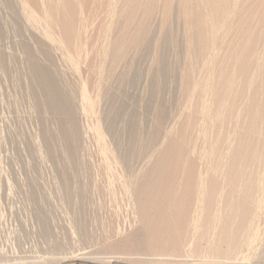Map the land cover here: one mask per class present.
Here are the masks:
<instances>
[{
	"label": "bare ground",
	"instance_id": "obj_1",
	"mask_svg": "<svg viewBox=\"0 0 264 264\" xmlns=\"http://www.w3.org/2000/svg\"><path fill=\"white\" fill-rule=\"evenodd\" d=\"M0 8H5L3 11L8 13L5 15L0 9L3 13L0 16L4 15V18H0V73L14 77L15 73H12L18 68L16 64L22 63L23 59L19 61V58L24 56V63L18 65L23 67L25 64L24 72L18 68L21 73H16L18 76L15 75L12 85L16 83V86L23 87L20 86L23 81H28V84L24 83L26 87L23 85L31 100L32 106L30 103L29 105L33 107V110L30 108L31 114L35 111L37 115V124L36 117L33 119L35 115L30 116L35 120L33 125L39 124V129L32 125L33 130H38L35 131L37 134H34L37 136L31 135L34 133L32 129L31 134L30 131L27 133L26 127L28 130L31 128L29 125L33 122L32 119L26 120L31 121L30 124L27 122L28 126H24L26 122L23 125L26 118L18 125L17 121L21 120L19 114L22 117L24 111L28 112L23 107L27 103H23L29 99L18 101L22 102L21 107L26 110L17 113L16 116L20 119L13 117V123L18 126L17 134L13 135L22 138L18 140L19 137H15L21 142L19 144L23 142L25 152L30 157L23 159L24 162L29 159L26 161L28 163L31 160L33 166H30L33 170H26L30 171L29 179L32 178V171L37 175L42 169L48 172L52 170L55 177L52 179L50 174L51 179L48 182L57 180L55 191L57 189L59 198L52 194L51 197L53 196L55 201L60 200L57 206L62 209L63 215H70L68 220L65 216L73 231H69L71 226L65 227L64 223V226H56L68 228L69 232H74L73 237L77 236L81 245L88 246V250L93 249L90 253L88 250L84 252L86 247L82 246L81 250H76L77 246L68 250V246L72 247L74 242L63 243L62 240L60 245L54 244L55 247L60 250L67 246L66 250L69 252L58 255L56 253H59V250L46 251L58 256L55 255L57 258L55 257L54 262V257L51 256V259V254L49 255L52 264H60L63 258L109 260L114 258L111 256L112 250L119 253L124 250L130 252H124V257L117 258L133 262L131 260H139V257H132L133 254L136 252L142 256L144 251L145 255V250H148L146 248L152 249L150 245L155 247L153 249H156L155 245L159 246L157 249H161V254L170 251L167 253H170V257L165 264H246L248 257L244 255L249 254L252 245L257 242L264 246V214H260L264 212V0H0ZM156 15L159 16L158 20ZM7 16L12 23L11 25L8 22V25L12 26H8V34L10 37L12 31L15 34L12 39L9 37L11 43L5 40L8 35V29L5 30L7 20H1ZM179 19L181 24L178 23ZM94 22L98 23V28L101 24L103 27L99 28L97 36L95 31L89 41L86 32L90 29L85 30V27L92 26ZM13 37L19 38V42H16L20 52L16 50L18 47L14 44ZM5 43L17 47L13 49L21 53L19 58L16 57L19 63L14 59V63H9L7 53L10 48L7 45V49ZM16 51H13L14 56L18 54ZM81 51L86 52L81 55ZM80 55L89 58L85 69V66L81 65L83 70H78L80 62L84 61L79 60ZM80 71L85 73L84 77ZM17 78L20 79L18 83L15 82ZM10 79L7 77L8 81ZM2 82L0 84L3 86L7 83ZM82 82L86 83L85 87L88 85L92 94L95 90L94 94L99 97L96 100L103 102L101 118L100 114H97L100 120L93 117L96 115L94 106L97 104L95 105L94 100L89 97L91 93L86 95ZM3 86L0 85L1 88ZM4 87L11 93L10 90L15 89H12L13 86H10L11 89L7 87L10 90ZM96 88L102 89V92L98 90L99 96ZM3 89L2 92H5ZM18 90L15 89L14 92L17 93L14 94H18L19 98L21 94L19 95ZM23 92L21 91L22 94ZM11 93L9 97L14 95ZM7 94L3 95V102ZM24 97L26 98V94ZM9 101L12 102L11 97L4 104L10 103ZM29 105L27 104V107ZM80 109L82 114L86 113L88 117L84 116L92 121L89 129L93 133L92 137L95 136L96 142L103 147L100 149L104 162L99 164L103 162L107 173L108 166L112 163L114 168L115 162V166L118 165L116 169L119 167L120 171L114 173H119V176L121 174L120 179H126L128 185L124 188L127 186L131 189V192H128L131 196L127 195L133 200L130 202L132 207L128 203L132 209L128 204L124 207L126 206L127 211L129 208L133 210L129 214L132 212L133 221L137 220V225L141 223V226L136 229L134 226V231L131 226L126 227L125 231L133 232H130L128 238H121L123 242L116 240H120L121 235H128V231L127 234L124 233L126 222L124 226L118 223L123 227L118 228L123 232H118L117 229L115 231L110 228L113 227L108 223L111 218H106L111 214L108 209L113 208L108 203L117 199L102 196L119 178H116L117 174L112 176L111 166L108 168L110 174L105 173V179L108 181V178H112L113 181H105L106 185L103 181V186L108 189L105 194H101L105 189L100 182L96 184H101L103 191L100 187L99 190L97 185L91 184V167L94 168V165L90 167V163L94 159L98 163L97 157L100 153L96 147L98 156L88 155L94 153L93 147L97 143H91V153L86 150L89 148L85 145L88 139L85 138L84 142V135L87 133L83 131L89 130H83L82 124L88 127L87 123L91 121L85 124L83 120L87 121V118L82 116L84 119L81 124L82 121L78 118L81 115ZM27 114L24 113L26 117ZM27 118L29 119V115ZM14 124L11 127L15 129ZM98 125H103L99 127L105 129L106 136L102 137L103 131H99ZM15 132L12 130V133ZM107 136L111 144L107 141L105 143L104 138ZM34 137H38L37 140H40L42 146L39 143L40 147H36L37 140ZM107 138L105 140H108ZM16 144L18 145V142ZM108 144L112 148L108 147ZM17 148L20 149V145ZM17 151L16 149L15 152ZM18 157L21 158L19 155ZM42 159H45L46 163L48 161L47 168L50 162L51 170L43 167L45 162ZM40 161L44 162L40 165L42 169H38ZM23 163V167L28 165L29 168L30 163ZM18 165L15 167L12 163L11 166L15 168L11 170L20 169ZM104 170L99 172L98 169L97 174L101 175ZM12 171L9 172L13 173ZM15 173L19 178L21 173ZM93 174L96 176V171ZM39 175L43 177L42 173ZM46 175L48 176L45 174L44 179L48 180ZM102 176L99 178L101 181ZM33 180L26 199L32 206V216L35 219L33 220L39 228L38 238L51 242L57 228L53 222L54 216L57 215L55 209L53 206L48 209L53 204V199L50 201L52 203L44 206L42 200L50 199V194L45 198L39 184ZM107 184L110 185L108 188ZM94 186L99 195L101 194V199L110 201L106 205L111 208L105 204V207L103 206V199L97 204L96 199H99V196L96 198ZM114 186L117 187L116 184ZM114 186L111 187L114 189V195L108 192L110 196H116L115 190L125 196L127 192L121 190L123 185L118 186L120 190ZM51 188L50 193H53ZM23 192L20 193L24 194ZM106 197L112 200H107ZM122 197L120 199L123 200ZM119 200L118 206L121 207L122 201ZM104 201L103 203L106 202ZM113 204L117 206V203ZM120 209L117 208L119 214H115L116 209L115 212L111 210L115 216L121 217ZM103 214H106V217ZM124 216L127 217L126 214ZM128 217L125 218L127 220L122 219L127 221V224L132 220L130 218L128 222ZM122 220L120 218L118 221L123 223ZM118 221L114 220L112 225ZM114 226L116 227L115 224ZM105 227L106 231L109 227L111 233L109 236L107 233V241L104 238L102 241L100 238L104 231L99 229ZM59 231L62 232L63 229ZM92 231L95 232L94 235ZM99 233L101 237L95 236ZM110 237L115 239V244L107 243L111 240ZM70 238L73 241L74 238ZM105 241L108 245L103 243ZM197 244L199 246H196ZM194 246L199 250H194ZM253 250L255 248H252L250 253ZM152 251L158 252H147L150 254ZM44 252L41 251L38 255ZM130 254L132 255L129 256ZM41 257L45 259L44 254ZM43 258L39 261L43 262ZM22 259L20 258L21 261ZM25 260L23 259V262L27 264L28 261ZM13 261L11 260V264L16 263ZM21 261L17 263L24 264ZM33 261L31 260L32 263ZM8 262L10 264V261Z\"/></svg>",
	"mask_w": 264,
	"mask_h": 264
},
{
	"label": "rangeland",
	"instance_id": "obj_2",
	"mask_svg": "<svg viewBox=\"0 0 264 264\" xmlns=\"http://www.w3.org/2000/svg\"><path fill=\"white\" fill-rule=\"evenodd\" d=\"M2 7V6H1ZM1 10H2V8H0ZM5 9V8H4ZM3 9V10H4ZM2 10V11H3ZM7 11H3V13H5V15L6 14H8V13H6ZM0 13H1V11H0ZM3 13H1L0 15H2ZM4 16V15H3ZM3 16H0V18L2 17V18H4ZM157 16V18H156V20H158V18H159V16L158 15H156ZM10 19V17H8L7 16V18L5 17V19L3 20V19H1L2 21H6V24H3V25H6L7 27H5V30H6V28L8 29V26L11 28L12 26V23H11V19ZM3 22V23H4ZM8 22L9 23H11V25L9 24L8 25ZM93 22V21H92ZM97 23V22H96ZM95 22L94 23H92V26L90 25L89 27L88 26H86L85 27V30L87 29V28H89L90 30H88L87 29V31L88 32H86V34H87V36H88V38L90 39L89 41H91L92 40V36L94 35V33H95V31H96V36H97V33L99 34V28L101 27H103V25L101 24L100 26H99V28H98V23L96 24ZM101 23H103L102 21H101ZM178 23L179 24H181L182 23V21H181V19H179L178 20ZM94 24V25H93ZM10 28L8 29V32H6V35L9 33L10 34ZM91 28H96V30L94 29H91ZM7 31V30H6ZM12 31V30H11ZM94 31V32H93ZM8 34V35H9ZM13 34H14V32L12 31L11 32V35L13 36ZM7 35V38L5 39L6 41L8 40L10 43H11V40H9L11 37H10V35L8 36ZM14 36H15V34H14ZM10 37V38H9ZM12 39V38H11ZM13 39H15V41H13L14 42V44H16L17 45V47H18V43L16 42V41H18L19 42V38H14L13 37ZM16 39H18V40H16ZM5 41V42H6ZM7 41V42H8ZM9 43V44H10ZM9 44L8 43H5V46L7 47V49H8V46H9ZM14 44H11L10 46H12V47H10L9 46V48L10 49H8L9 50V53H7L8 51L5 49V51H6V53L9 55V58H7L8 59V61H9V59H10V61H9V63L11 64L12 62L14 63V60H16L17 61V63H19L18 62V58H19V56L21 55V53H18L17 51H19L20 52V50H19V47L17 48V47H13L14 46ZM8 45V46H7ZM14 48V49H16V50H14L13 49V51H16V53H18L17 54V56H14L15 54H14V52L12 51H10V50H12V49ZM84 50V49H83ZM87 51H89V49L87 50ZM84 52H86V51H84ZM83 51H81V55H84L85 53H84ZM82 53H84V54H82ZM6 54V55H7ZM11 54H13V56L11 55ZM20 54V55H19ZM7 55V56H8ZM19 55V56H18ZM80 55V59L79 60H83L84 59V61H82V62H80V64L78 65V70L80 69V70H83V67H84V69L88 66L87 65V63H88V61H89V58H86L85 56L83 57V56H81ZM86 55H88V53L86 54ZM11 57V58H10ZM16 57H18V58H16ZM22 57V58H21ZM82 57V58H81ZM86 58V59H85ZM14 59V60H13ZM21 59H23L24 60V56H20V58H19V61L21 60ZM12 60V61H11ZM23 60H21V62L22 63H24V61ZM87 62H86V61ZM85 62V63H84ZM22 63H19V64H21L22 65ZM9 64V65H10ZM16 64V63H15ZM19 64H16V67H18L20 70H21V72H24V70H23V67H24V69H25V64L23 65V67L21 66V68H20V66H18ZM83 67H82V66ZM80 66V67H79ZM16 67H15V65H14V69H16ZM17 68V70H13L12 72V75L15 73V75H17L18 74V72H20L19 71V69ZM82 68V69H81ZM20 72V73H21ZM80 72H82V71H80ZM79 72V74L80 75H82L81 73ZM85 72V71H84ZM17 73V74H16ZM20 73L18 74V75H20ZM83 73V72H82ZM1 74V73H0ZM84 74L85 73H83V76L82 77H84ZM3 73L0 75V77H1V79H2V81H7V83H5L6 85H4V86H6V89H8V88H10V86L12 87L13 86V88L12 89H14V87L16 86V83L15 84H13L12 85V83L14 82V77L16 78V76L15 75H13L14 77H12V79H13V81H12V79H10L11 77L10 76H5L4 75V79H3ZM17 75V76H18ZM7 77H8V79H10V81H8L7 80ZM10 77V78H9ZM1 79H0V83L2 82L1 81ZM83 79V78H82ZM81 79V80H82ZM16 81L15 82H19V80L20 79H15ZM24 80V79H23ZM26 80V79H25ZM27 81V80H26ZM82 81H84V79L82 80ZM3 83V82H2ZM25 82L23 81V83H22V85H20V86H23L24 87V85L25 84H28V81L24 84ZM83 83V82H82ZM8 84V85H7ZM9 84H11L10 86H9ZM24 84V85H23ZM84 84V86L83 85H81L80 86V88H82V86L83 87H85V84L86 83H83ZM1 85V87L3 86L2 84H0ZM15 85V86H14ZM3 86V88H1L0 87V90H1V92H0V264H3L4 262H8V261H10V264H11V260L13 261V260H15V261H13V262H16V263H14V264H18L17 262H19L20 263V258L22 259V257H24L23 259L25 260V261H28V262H26L27 264L29 263H32L31 262V260L33 261V259H34V261H33V263L35 262V260H36V258H37V260H36V262L37 261H39V259L40 258H43V257H41V256H43V254H44V257H45V259L44 260H47V262H44V260H43V262H41V260L39 261V262H35L34 264H52L51 262H50V258H51V256L52 257H54L53 258V261L58 257L56 254H58V255H60V253H62V254H64V252L65 251H67V252H69L68 250H71L72 248L73 249H75L74 248V246L76 247V250L78 249L79 250V248H80V250H81V248L83 247V248H85L86 246H83V245H81L80 243V240L77 238V236H76V238H74L73 237V235L75 236V234H74V232H69V231H73V229H72V226L69 224V221H66V218H67V220L69 219V216H67L68 214H66V213H64V215H63V212H62V209H60V207H58L57 205L58 204H60V200L58 201V200H54V197L53 196H55V198H57V196H58V198H59V193H58V191H57V189H56V191H55V183L57 182V180H55L54 179V181H53V187L51 188V186H52V181L51 182H48L51 178L53 179V177H55L54 176V174H53V172H52V168H50L51 166V164H50V162H49V168H47V165H48V161H47V163L45 162V159H42L44 162H45V165L43 166V167H45V169H49V170H51V172H48L47 170L45 171L44 169H42L43 167H41L40 165L42 164H44V162H42L41 163V161L39 162V165H38V169H42L41 171H43V172H41L40 171V173H42L43 174V177L41 178L40 176L41 175H39V174H37L38 175V177H36L37 175L35 174L36 172L35 171H32L31 172V176L30 177H32V178H30L29 179V175H30V171L31 170H33V166L31 165V160H30V165H29V168H28V165L27 166H25V167H27V168H25V167H23L22 166V163L24 162V160L23 159H26V158H29L30 159V157L27 155V152H25L26 151V148H25V146H23L24 144H23V142H22V144H19V143H21V142H19L18 140L19 139H22V138H20V136H18L17 135V137L16 138H18V140L14 137V135L13 134H17V128H18V126H15V125H17V124H14L15 123V121L13 120L14 118H19V116H20V118H21V120H16L17 122H18V125H19V123L21 122V121H23L24 119L23 118H26L25 119V121H23V125H24V123L26 122V125H24V126H28L27 125V122H28V124H30V122L29 121H26V120H31L32 119V117L31 116H33V114L35 115L36 113H35V111H33V114H31L32 112H31V109L33 108V107H30V105L32 106V104H31V100L28 98L29 96L27 95V93H26V91H25V87H26V85H25V87H24V89H22L23 87H19V85L18 86H16L15 87V89L16 90H18V92H20L19 93V95L21 96V97H19L18 98V94L15 96V94L14 93H17V91H15L14 92V90H10V89H8V90H10V91H12V93L11 92H8L7 90H5V87ZM9 86V87H8ZM88 85H86V87L85 88H83L84 89V92H86L87 94L86 95H90V93L92 92V90L90 91L89 90V88L87 87ZM8 87V88H7ZM17 87H19L18 89H17ZM2 89L6 92H2ZM20 89H22V90H20ZM82 90V89H81ZM98 90H101V91H99V92H102V89L101 88H96V91H97V95L99 94V92H98ZM21 91H24L23 92V94L25 93L26 94V98L24 97L25 96V94H24V96H22L23 94L21 93ZM7 92H8V94H7ZM1 93H2V96H1ZM3 93H5V94H7L6 96H7V98H8V100H10V97H11V100H12V102H10V103H7L8 104V106H7V104H4V103H6L8 100H7V98H5V102H3V99H4V97L5 96H3V95H5V94H3ZM11 93V95L12 94H14L13 96H8L9 94ZM95 90L93 91V94L91 93V95L89 96L90 98H92L91 100H94V104L96 105L97 104V106H94V110L96 111V113H95V111H94V113L96 114V115H94L93 117H96L97 119L99 118L98 116H97V114H100L99 116H100V118H101V113H102V104L101 103H103L101 100H96V99H98L99 97H97L95 94ZM100 95H102V93H100ZM14 96H15V98H14ZM92 96V97H91ZM99 96V95H98ZM1 97H3V98H1ZM97 97V98H96ZM19 100H18V99ZM20 98H23V99H20ZM29 99V100H26V99ZM17 99V100H16ZM100 99H102V97L100 96ZM7 100V101H6ZM14 100H15V102H14ZM23 100H26L25 101V103H23V104H28L29 105V103H30V105L27 107V104H26V106L24 105L23 107L24 108H26L27 110H28V112H26V111H24V110H26V109H24L23 107H21V105H22V102H24ZM17 101V102H16ZM18 101H22L21 103L20 102H18ZM29 101V102H28ZM101 101V102H100ZM2 102V103H1ZM13 103V104H12ZM17 103H18V106H17ZM9 104H11V105H9ZM19 104H20V106H19ZM13 105H16V107H13ZM10 107H12V108H10ZM20 107V109H18ZM100 107V108H99ZM16 108V109H15ZM23 108V109H22ZM31 108V109H30ZM99 109V110H101L100 112H99V110L97 111V109ZM13 109H15V110H13ZM29 109H30V111H29ZM11 110V111H10ZM12 110H13V112H15L16 114L14 115L13 113H12ZM24 112H23V111ZM33 110V109H32ZM10 111V112H9ZM18 111V112H17ZM19 111H20V113L21 112H23V115H24V113L26 114V113H28L27 114V117H28V115H29V119L26 117V115H22V117H21V114H19ZM82 110L80 109V112H81ZM85 112V111H84ZM19 114V116L17 117L16 115H18ZM30 114H31V116H30ZM81 114V115H80ZM78 113V115H80V116H78V118H80L79 120H80V122L84 119V118H82V116L83 117H86L87 115H86V113H84V114H82V112L81 113ZM14 115V116H13ZM84 115H86V116H84ZM37 115H35V116H33V119H35V117H36ZM14 117V118H13ZM88 117V116H87ZM86 117V118H87ZM11 118V119H10ZM19 118V119H20ZM85 118V119H86ZM100 118L98 119V120H100ZM23 119V120H22ZM32 119V121L33 122H31V124L29 125V126H31V128L29 127V130H28V127H26V129H27V133H29V131H30V134H31V129H32V127L33 126H36V124H37V117H36V124L35 125H33V123H35L34 121L35 120H33ZM95 119V118H94ZM96 119V120H97ZM11 120H12V122H11ZM13 121H14V123H13ZM83 121H85L84 123L86 124V122H88V121H91L90 119H88L87 118V121L86 120H83ZM83 121L81 122V124L83 123ZM89 123V122H88ZM87 123V125H88V127L86 126V125H84V124H82V127H83V130H89V129H91V127H90V125H92V121L88 124ZM13 124H14V126H15V129H14V127H11V126H13ZM21 124H22V122H21ZM98 124H99V122H98ZM100 124H101V122H100ZM33 125V126H32ZM38 126H39V124H38ZM38 126H36V127H38ZM86 126V127H85ZM99 126H103V125H98V127ZM90 127V128H89ZM11 128H13V129H11ZM86 128H88V129H86ZM38 129H39V127H38ZM104 129V128H103ZM12 130H14V132L15 133H12ZM33 130V129H32ZM37 130V128H34V130H33V132L34 133H32L31 135L33 136L34 134H37V133H35V131ZM102 129H101V127H99V131H101ZM103 131V132H102ZM100 133L103 135H101L102 137H104V136H106V134L104 135V131H105V129L104 130H102ZM37 132H38V130H37ZM83 132H85V134H86V136L84 135V142H86V140L88 139V141H87V143L89 144L88 146H87V143H85V145H86V147H89V148H86V150H88L89 151V153H91V151H92V147H93V145H96V143H97V145L95 146V147H93V154H88V152H87V154L91 157V156H95V157H97L98 156V154L100 153V156H101V160H100V156H98L97 157V162L98 163H96L95 161H96V159H94L93 160V157L91 158L94 162H95V164H93L90 160V167L92 166V165H94V168H95V170H94V168H93V166L91 167L92 169H91V172H92V179H91V184H95V185H97L96 183H101L102 184V186L104 185L103 184V181L105 182H109V181H111V179L112 178H108V177H110V176H108L107 178L109 179L108 181H107V179H105V177L108 175V174H110V173H112V170H113V173H112V176L113 177H115L114 175L115 174H117V173H114V171L115 172H118V171H120V169H118L119 167H117V169H116V166H118V165H116L115 166V162H113V165H114V168H113V166H112V163L110 164L111 166H112V168H111V172L109 173L108 171V168L109 167H111V166H108V168H107V173L105 172L106 170H104L105 168H104V166H103V157H102V155H103V153L101 152L102 150L101 149H103V147L98 143V141L96 142V139H94V137H92V134L93 133H91L90 132V130L89 131H83ZM91 133V135H90V133ZM89 133V134H88ZM19 134V133H18ZM30 135V136H31ZM34 136H37V135H34ZM88 136H90V137H88ZM88 137V138H87ZM92 137V138H91ZM108 137V136H107ZM106 137V138H107ZM35 138V140H37L38 139V137H37V139H36V137H34ZM85 138H86V140H85ZM89 138H91L92 140H94V141H91V139H89ZM96 138V137H95ZM106 138H104V141H105V143H107L108 141H110L109 140V137L107 138L108 140H105ZM37 141H38V143H37ZM37 141H35V145H36V147H40V146H42L41 145V142H39L40 140H37ZM107 141V142H106ZM18 142V145H20V149L19 148H17L18 147V145L16 144ZM94 142H96V143H94ZM39 143H40V146H39ZM91 143H94L93 145L91 144ZM109 144H111L110 142H108ZM15 144V145H14ZM108 144V147H110V148H112L110 145ZM22 145V146H21ZM107 145V144H106ZM92 146V147H91ZM14 147L19 151V150H21V151H17V153L15 152L16 151V149H14ZM23 147V148H22ZM99 149V153L97 152L98 150H97V148ZM100 147H102L101 149H100ZM96 148V149H95ZM109 148V149H110ZM25 149V150H24ZM89 149H91V150H89ZM22 150H24V153L26 154V155H24V153H23V155H24V157L22 158V153L21 152H23ZM95 150H96V152L98 153H96L95 152ZM103 152H104V150H103ZM102 153V154H101ZM16 154H18L19 156H21V158H19L18 157V155L16 156ZM97 154V155H96ZM110 155V154H109ZM16 156V157H15ZM18 157V158H17ZM26 157V158H25ZM14 158H15V160L16 161H14ZM98 158H99V160H98ZM18 159H20V160H18ZM29 159H27V160H29ZM90 159V158H89ZM110 159V158H109ZM109 159H108V161H109ZM18 160V161H17ZM21 160H23V162L21 161ZM27 160H25V162L23 163L24 165H26V163H28V162H26ZM100 161V162H99ZM101 161H103L102 162V166L103 167H101V165L99 164V163H101ZM107 161V162H108ZM15 162V163H14ZM20 162L21 163V165H18V163ZM12 163L14 164V166L15 167H17V165L20 167V169L19 168H17L16 170H14V171H12L13 169L12 168H15V167H12L11 165H12ZM28 163V164H29ZM11 164V165H10ZM98 165V167H97V165ZM108 164V165H109ZM96 165V166H95ZM22 166V167H21ZM30 166H32V167H30ZM39 167H41V168H39ZM24 169V170H22V169ZM97 168V169H96ZM12 169V170H11ZM27 169H30V171H26ZM98 169H99V172H100V170L102 169V170H104V173H101V175L100 174H97L98 173ZM116 169V170H115ZM17 170H20V171H25V172H18ZM93 170V171H92ZM9 171H12L13 173H10ZM95 171H96V176H95V174H93V172L95 173ZM14 172H16V173H19L20 174V177L18 178V175H17V177L15 178V176L16 175H14ZM26 172H28V173H26ZM46 172H48V173H46ZM101 172H103V171H101ZM34 173V174H33ZM107 175H106V174ZM11 174H13L11 177H10V175ZM24 174V175H23ZM45 174H48V176L46 175V177H48L49 179L47 180V178H45L44 179V175ZM52 175V177L50 178V176ZM114 174V175H113ZM119 174V173H118ZM117 174V175H118ZM34 175V176H33ZM102 176V175H105L104 177L102 176L101 177V179H103L102 181L99 179L100 178V176ZM28 178H27V177ZM98 176H99V178H98ZM119 176V175H118ZM118 176H116V178L118 179L119 178V181L117 182L116 180L117 179H115V181L117 182H115V184H116V186L119 184L120 186L121 185H123V186H121V187H123V188H121V190L122 191H126L125 193V196H124V193H123V195H122V192H120L119 191V193H118V190H115V193H116V196L118 195V197H116V196H110V193L111 194H113L114 193V189L112 190V188L111 187H113L115 184L113 183H109L110 185H111V187H110V189L112 190V191H110V189L108 190V189H106V186H103V189H105L104 191H103V189L100 187V185H97V187H98V189H99V187H100V189H102V193L101 194H105L106 192L108 193V192H110V193H106L105 195H102L103 196V198H104V196H108L109 198H116L115 200L117 201H113L112 199H109V198H107L106 197V199L108 200H112L113 201V203H117V206L115 207L114 205H116V204H113L112 203V201L110 202V201H104V199L102 200L101 199V194L99 195V191H97L98 189H96L95 190V186H94V190L93 191H96L97 192V196H96V198L99 196V199L97 198L96 200H98V202H97V204L99 203V202H101V201H99V200H102V204H103V206H104V204H105V206H111V207H113V208H111L110 206H109V208H111L114 212H115V210L114 209H116V212H115V214H119L118 212L119 211H117V208H121L120 210V212H122V216L120 217L119 215H116L115 216V214H114V212L111 210V209H108V213H111V214H108L107 216L108 217H106V214H107V212H106V214H103V216L105 215V217L106 218H108V220L111 218V222L109 221L108 223L111 225V226H113V227H115L114 226V224L116 225V227L115 228H113V227H110V228H112V229H115V231H117L118 230V228L119 227H121V225L122 226H124V223L126 224L125 226H124V231H125V229H126V227H128V228H130V226H131V228L133 229L134 228V226H135V228L134 229H136L137 227H140L141 225V223L139 224V225H137V220H134L133 221V214H132V212H133V210H131L132 208V203L130 204V202H133V200H130V199H132V198H129L128 197V195L130 194V196H131V193H128V192H131L130 190V188H128L127 186V182H126V179L124 180L123 178L122 179H120V176H121V174H120V176L118 177ZM14 177V178H13ZM26 177V178H25ZM38 178H39V180H38ZM98 178V179H97ZM15 179H17V180H15ZM34 179V180H33ZM97 179V180H96ZM32 180L35 182V183H37V184H39V189H42L41 190V192H43L44 193V197L45 198H47V195H48V193L50 194L49 196L51 197V194L53 195L50 199H44V200H42V204L44 205V206H48L49 205V203H52V202H50L52 199H53V204H51V207H49L48 209H52V206H53V208L55 209V213L57 214L56 216H54L55 215V213H53L54 215V220H53V222H54V225H55V230L54 231H56V235L54 234V236L55 237H53L54 238V240H51V242H46V241H44V240H42V239H39L38 238V236H39V233H38V230H39V228H38V226H37V224H36V222L34 221L35 219H34V217L32 216V206L30 205V203H29V201H27V199H26V197L28 196V194L27 193H29V191L31 190L30 188H29V185L32 183ZM47 180V181H46ZM120 180H123L122 182L124 183V184H121L122 182L120 181ZM112 181H113V179H112ZM207 181H209V180H207ZM33 182V183H34ZM106 182H105V185H106ZM45 183H49L50 185H46ZM109 184H107L108 186H107V188L110 186ZM118 185V186H119ZM125 185H127L125 188L127 189H125L124 188V186ZM50 186V187H49ZM118 186L117 187H115L114 186V188H118ZM47 187H48V189H47ZM20 188V189H19ZM49 188H51V190L53 189L54 191H53V193H50L51 191H50V189ZM25 191V193L22 191ZM99 189V190H100ZM119 190H120V187L118 188ZM125 189V190H124ZM130 189V190H129ZM21 190V191H20ZM48 190V191H47ZM106 190H108V191H106ZM23 192L24 194H22V193H20V192ZM28 191V192H27ZM106 191V192H105ZM47 192V193H46ZM54 192H55V195H54ZM45 193H46V196H45ZM58 193V194H57ZM26 194V195H25ZM128 194V195H127ZM57 195V196H56ZM114 195V194H113ZM122 195V196H124L125 197V200H124V197H122L123 198V200H124V203H123V200L122 199H120L121 197L120 196ZM48 196V197H49ZM101 196V197H100ZM120 197V198H119ZM126 197H128L127 199H126ZM120 199V200H119ZM118 200L119 201H122V203H121V207H119L118 205H120L119 204V202H118ZM127 200V202H125ZM103 201L105 202V203H103ZM56 202H57V204H56ZM107 202H110V203H108L107 205H106V203ZM126 203V204H125ZM131 205V207H130V205ZM129 205L128 207H130L129 209H128V211H127V208H126V206L124 207V205ZM55 206H56V208H55ZM104 206V207H105ZM57 207H58V209H57ZM122 207H124L125 209H126V211H125V209L123 210V208ZM57 210H61L59 213L58 212H56ZM111 210V211H110ZM123 211H125V212H123ZM130 211H132L130 214H129V212ZM264 211V210H263ZM62 212V214H60ZM113 212V213H112ZM126 212H128V213H126ZM121 214V213H120ZM126 214L127 215V217H128V222H129V219L131 220L130 221V223L129 224H127V221H123L125 218H127V217H125L124 215ZM260 214L262 215V214H264V212H260ZM67 217H66V216ZM113 216V217H115L114 219H113V217H111V216ZM101 216H102V214H101ZM118 216H119V218H118ZM52 217V216H51ZM110 217V218H109ZM123 217V218H122ZM65 218V219H64ZM121 218V220L123 221V223L121 222L120 223V221H118L119 219ZM34 219V220H33ZM113 219V220H112ZM118 221L117 223L116 222H114V224L112 225V222L113 221ZM125 220H127V219H125ZM133 221V223L135 222L136 223V225H135V223H134V225H132L133 223H131ZM63 223H64V225H65V227L66 226H68V227H70V229H69V231H68V228H63V227H61V228H59L60 227V225L61 226H64L63 225ZM68 223V224H67ZM121 224V225H119V224ZM131 224V225H130ZM56 225H58V226H56ZM119 225V226H118ZM118 226V227H117ZM133 226V227H132ZM59 228V229H58ZM108 229H107V231H111V229L109 228V227H107ZM122 229H123V227H121ZM57 229H58V232H57ZM63 229V231L61 232V231H59V230H62ZM66 229V230H65ZM104 229V230H103ZM117 229V230H116ZM122 229H119L118 230V232L119 231H121ZM134 229H133V231H134ZM65 230V231H64ZM100 231H104L102 234H104L102 237H101V233H99V234H95V236L97 235V237H98V235L101 237H99L100 238V240H102L103 241V238L107 241V239L106 238H108L107 237V233H108V236L110 235L109 233H111L110 231L109 232H107L106 231V227L105 228H101V229H99ZM99 230H97L98 232H100ZM96 231V233H98ZM114 231V230H113ZM128 231V230H127ZM127 231H125L124 233H126ZM132 230H130V232H133ZM61 232V233H60ZM65 233V234H63L64 235V237H63V235H62V233ZM66 232L68 233L69 232V234H72V236L71 235H69V234H66ZM106 232V233H105ZM122 232H123V230H122ZM121 232V233H122ZM130 232L128 231V235H125L124 233H122V234H124L123 236L121 235V236H119V238H120V240L119 239H117L116 241H119V242H123V241H121V238H124L125 236H127V238H128V236H129V234H130ZM95 233V232H94ZM94 233H93V231H92V234L94 235ZM113 233V232H112ZM127 234V233H126ZM68 235V236H67ZM106 235V236H105ZM120 235V234H119ZM67 237V238H66ZM70 237H72V238H74L73 239V241L72 240H70L71 238ZM63 238V239H62ZM70 238V239H69ZM99 238H98V240H99ZM112 237H110V239H111ZM109 239V238H108ZM125 239V238H124ZM123 239V240H124ZM62 240H63V243H65V242H67V241H70V243H73V244H71L72 245V247H70V246H68L69 247V249H68V247L66 246H64V247H62V248H60V250H59V248H57V247H55V245L56 246H58V245H60L61 244V242H62ZM97 240V242H99ZM112 240V239H111ZM111 240H108V244L109 245H111V243L115 240V239H113L112 241ZM102 241H100V242H102ZM106 241L105 242H103V243H105L106 244ZM77 242V243H76ZM99 242V243H100ZM119 242H116V243H119ZM62 243V244H63ZM114 244H115V242H113ZM112 243V244H113ZM55 244V245H54ZM58 244V245H57ZM108 244H106V245H108ZM80 245V246H79ZM162 245V244H161ZM263 244L262 243H254L253 245H252V247H251V249L252 248H255V250H253V251H251V253H250V250H249V254L247 255V253L244 255V256H247L248 257V259H247V257H246V259L248 260L247 262H249V264H264V257H263V255H264V249H262V248H264V246H262ZM82 246V247H81ZM156 246V249H153V248H155L154 246H152L151 247V245L149 246L150 248H152V249H149V248H146V249H148V250H158V252L160 251L161 252V249L159 248V249H157L158 247H157V245H155ZM196 246H199L198 244L196 245ZM196 246H194V250H199V249H196L197 247ZM55 247V248H54ZM66 248L68 249V250H66ZM55 249V250H54ZM52 250H54V251H57V250H59V253H56V252H54V253H56V254H54V255H52L53 253L52 252H50L49 254H48V252L49 251H52ZM83 251H84V249H82ZM87 250H88V246L86 247V251H84V252H87ZM89 250H90V248H89ZM88 250V253H90V252H93V249L91 248V250L89 251ZM110 250V249H109ZM107 251L108 253H110V251ZM118 250V249H117ZM123 250V249H122ZM148 250H145V252H146V254L144 255V251H142L143 252V254H142V256L141 255H138V254H136V252L134 253V252H131V253H134L133 254V256L132 257H139V260L137 259V260H131V261H133V262H130V261H128V260H122V259H119V258H117L118 256H123L122 254L125 252V254L127 253L125 250H124V252H121L120 251V253L119 252H117L116 250H114L115 252H117L116 254H115V252L112 250V254L113 255H111L112 257H114V258H112V259H109V260H95V259H89V258H83V259H73V258H63L62 260L63 261H61L60 262V264H165V263H167L168 262V258L170 257V253L169 254H167L168 252H170L169 250H168V252H166L167 250H166V248H165V252L166 253H164L163 252V254H161L160 252L158 253L157 251H155L156 253H157V255H155V252H153L152 251V253H150L149 254V252H147ZM162 250V251H163ZM263 250V251H262ZM44 252L42 255H38V254H41L40 252ZM46 251H48V252H46ZM73 251V250H72ZM260 251V252H259ZM58 252V251H57ZM114 252V253H113ZM261 252H262V254L263 255H261ZM52 253V254H51ZM118 253H119V255H118ZM130 252H128L127 254H129ZM148 253V254H147ZM154 253V254H153ZM47 254H48V256H47ZM51 254V255H50ZM61 254V255H62ZM66 254V253H65ZM121 254V255H120ZM125 254H124V256H125ZM160 254V255H159ZM209 254H212L211 252H209ZM208 254V255H209ZM23 255V256H22ZM38 257H37V256ZM46 255V256H45ZM49 255H50V258H49ZM57 257H56V256ZM107 255H109V254H107ZM132 254H130L129 256H131ZM143 255H144V257H143ZM161 255H162V257H161ZM166 255V256H165ZM181 255V254H180ZM179 255V256H180ZM183 255V254H182ZM208 255H206V256H208ZM256 255H261L260 257L259 256H256ZM20 256V257H19ZM28 257V259H30V261L27 259V257ZM34 256V257H33ZM111 256H109V257H111ZM116 256V257H115ZM123 256V257H124ZM146 256V257H145ZM164 256V257H163ZM168 256V257H167ZM210 256V255H209ZM243 256V257H244ZM18 257H19V259H18ZM56 257V258H55ZM135 257V258H136ZM144 259H143V258ZM159 257H161V259H160V262H159ZM167 257V258H166ZM17 258V259H16ZM32 258V259H31ZM158 260H157V259ZM23 259H22V263H24L23 262ZM52 259V258H51ZM66 259V260H65ZM143 259V260H142ZM152 259V260H151ZM164 259L165 260H167V261H164ZM241 259V258H240ZM17 260V261H16ZM19 260V261H18ZM76 260V261H75ZM158 262H157V261ZM244 260H245V257H244ZM52 261V260H51ZM52 261V262H53ZM68 261V262H67ZM138 261V262H137ZM150 261V262H149ZM156 261V262H155ZM162 261V262H161ZM164 261V262H163ZM2 262V263H1ZM12 262V263H13ZM41 262V263H40ZM55 262V261H54ZM145 262V263H144ZM245 262V261H244ZM247 262H245L246 264H248ZM32 263V264H33ZM5 264H9V262L8 263H5ZM25 264V263H24Z\"/></svg>",
	"mask_w": 264,
	"mask_h": 264
}]
</instances>
